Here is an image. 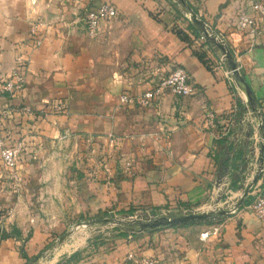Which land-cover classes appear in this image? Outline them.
<instances>
[{
	"label": "crops",
	"instance_id": "obj_1",
	"mask_svg": "<svg viewBox=\"0 0 264 264\" xmlns=\"http://www.w3.org/2000/svg\"><path fill=\"white\" fill-rule=\"evenodd\" d=\"M187 1L229 51L249 98L241 83L227 77L224 54L174 0H0V79L11 73L16 55L26 58L23 106L34 115L3 117L0 125L7 145L25 142L13 188L15 210L0 227L8 232L10 222L18 235L0 238V264H25L22 252L32 260L51 239L43 220L15 215L30 206L28 193L52 191L60 198L49 195L46 204L65 208L72 199L78 217L106 213L131 220L144 211H228L211 225L113 232L91 251L79 241L81 254L71 264H132L126 259L131 252L154 264H264V227L248 209L264 189V177L243 198L264 165V17L252 8L264 0ZM102 2L114 5L117 17L89 38L83 17ZM242 11L257 23L258 35L238 29ZM174 67L186 71L194 89L190 96L165 90L148 107L119 101L123 94L151 89L157 75ZM8 104L0 97L1 112ZM207 110L219 116L214 131L204 125ZM108 135L116 139L114 147ZM65 145L69 152H56ZM77 150L85 161L72 171L67 160ZM98 158L107 163L110 185ZM52 216L61 218L56 211L47 220ZM214 226L219 234L201 240ZM74 251L63 252L68 258ZM59 255L36 264H59Z\"/></svg>",
	"mask_w": 264,
	"mask_h": 264
},
{
	"label": "built area",
	"instance_id": "obj_2",
	"mask_svg": "<svg viewBox=\"0 0 264 264\" xmlns=\"http://www.w3.org/2000/svg\"><path fill=\"white\" fill-rule=\"evenodd\" d=\"M252 8L262 17H264V6L254 3ZM116 17V7L107 2H102L95 7L88 9L83 17V27L85 34L89 38L98 36L102 23L112 21ZM238 29L251 36H256L259 33L257 23L244 11L239 13ZM31 37L34 38V43L36 46L41 44L36 27H33L31 30ZM217 39L218 41L221 40L219 37H217ZM27 69L28 64L26 58L22 54H18L14 59V65L11 73L0 79V97L7 98L9 102L5 112L3 113L0 111V125L3 117L7 119L8 117L12 118L14 115L19 114L32 115V113L23 106ZM226 75L229 77L231 72H228ZM165 90L170 91L175 96L187 97L193 93L194 89L189 82L186 71L181 67H174L166 75H157L155 85L151 89L137 96L123 94L119 97V101L124 105H139L141 107H148ZM217 123V115L215 112L212 110H207L204 116V125L206 126L207 130H216ZM106 139L110 147L115 146L116 139L112 135H108ZM4 140V137L0 136V162L4 169L13 173L14 178H16L19 160L25 148V142L24 140H18L12 145H7ZM100 164L102 169L109 173L107 169V163L103 160L100 162ZM107 184L110 185V182ZM248 209L264 227V192L253 200ZM156 217L157 215H152L150 212H145L137 219L145 221L154 219ZM219 232V226H214L210 230L202 233L200 235V239L206 240L210 236L218 235ZM126 259L132 264H154L152 260L143 256H137L133 252L128 253Z\"/></svg>",
	"mask_w": 264,
	"mask_h": 264
},
{
	"label": "rangeland",
	"instance_id": "obj_3",
	"mask_svg": "<svg viewBox=\"0 0 264 264\" xmlns=\"http://www.w3.org/2000/svg\"><path fill=\"white\" fill-rule=\"evenodd\" d=\"M174 1L177 5H179L180 9L184 13L189 15L186 8L183 7L181 5V3H179L178 0H174ZM184 2L186 3V5L188 7H190L192 9V11L199 18L196 7L194 5H191L187 0H184ZM189 17H190V15H189ZM216 49H218V48H216ZM220 61L222 64L220 63ZM220 61L218 63H220V65L222 66L224 61H223V59H221ZM218 120H219V116H217V121ZM217 125H218V123H217ZM87 144L89 147H91L93 144V140L89 139V142H87ZM61 148L56 149V152H58V153L59 152L63 153V151H64V153L69 152V147L67 145H65L63 147L61 146ZM71 151H72V149H70V152ZM77 151L73 152V154H71V158L69 160H67L70 163L67 165L69 168H71L72 171H76L77 170L76 165L79 166V164L84 163V161H85V157L82 154H80L79 151L78 152ZM91 153L95 154L94 151ZM102 161H103L102 159L98 158L99 166H101L100 162H102ZM56 162H58V161H56ZM105 173H106V178H108L107 183L108 182L111 183V179H109L110 174L107 172H105ZM256 175H258V177L256 176L257 180H258V178L264 177V165H262L261 168L257 169ZM19 180L20 179L18 178L17 174H16V178H14L13 173L5 170L4 167L2 166L1 162H0V186H1L0 187V199H3V201H4L3 202L4 206H0V227L3 225V221L5 219L7 220V218H8V221H11L9 218L12 216V213L15 210V207L14 208L11 207V203H12V200L14 198H16V193H17V192H15V190L13 188L17 187ZM257 180H256V182H257ZM256 182H255V184H256ZM251 183H252V181L249 183V185ZM254 185H252L251 190L254 187ZM263 192H264V189L261 190L260 192H258L257 194H255V198L258 195L262 194ZM20 195H22V194L20 193ZM49 195H51L53 198L57 197V198H54L57 200H59V198H60V196H59L60 194L58 192H53V191L47 192V193H45V192L28 193L26 199L30 201V203H31L30 206L26 205V206L17 208L16 209V215H15V217L17 219H23L24 217L26 219H28L29 217L39 218L40 220H43L45 229L52 232L51 239L49 241H47L46 243H44V246H42L37 253V255L43 254L42 259H40L39 261H41V260L46 261V260H49L51 257H53L57 254H60L61 256L59 255V258H62V259L59 262V264H66L67 259L70 256H72L73 254H76V253L81 254V247L82 246L79 244L81 241L85 240L87 242V247L85 248L86 251H91V250H93V249L95 250L97 247L101 246V245H95L98 243L99 240L103 241V244L105 242H107V240H108L107 235L108 234H111L114 232V233H116L115 235L120 236L121 233H127L124 231V228H121V227L116 226V225L97 224L96 222L99 220H103L105 218H110V219H114V220H118V221L138 220V219H131L130 220V219H128V216H125V215H119L116 217L106 216L102 219L96 218L97 215H95L94 217L88 216V215L78 217L77 215H79V212L78 213L75 212L76 207H75L74 201L72 199H69L70 202L72 203L71 205L68 204L65 208H61L59 203H57V206L50 205V203L46 204L45 201H47V199L49 198ZM69 196L71 198H74V193H72L70 190L68 192V197ZM42 204H45V205L42 206ZM0 205H2L1 202H0ZM225 210H226L225 207L217 208V209H215L214 213H218L219 211H225ZM56 211L59 214H61V216H60L61 218H59L57 220V218H55V216H52L51 219L48 221L47 218L49 217V215L50 214L53 215V213H56ZM233 211H234V208H233ZM144 212H142L140 214H143ZM186 212L204 213V212H211V211L188 210V211H175V212H170V213L169 212H165V213L164 212H161V213L160 212L159 213L150 212V213L152 215H157V217H161V216L174 215L177 213H186ZM46 213H50V214H46ZM8 225H9V229L7 230L8 232H6L4 230H3V232L0 231V233H2L0 235V238H2V236H4V235H12L13 234V229H12L13 227L11 226V223L9 222ZM64 235H67V237L62 241V243L54 246L53 248H49L53 243L57 242ZM74 249H75V251L73 253H71L68 256V258H66L67 252H70ZM64 250H67V252L64 253L63 252ZM29 262H31V260ZM29 262L27 264H29ZM68 264H71V263L69 262Z\"/></svg>",
	"mask_w": 264,
	"mask_h": 264
},
{
	"label": "water",
	"instance_id": "obj_4",
	"mask_svg": "<svg viewBox=\"0 0 264 264\" xmlns=\"http://www.w3.org/2000/svg\"><path fill=\"white\" fill-rule=\"evenodd\" d=\"M179 3L183 7L186 8L190 15V21L191 23L203 33L204 37L206 38V41L213 45L214 47L218 48L225 56L227 60V64L229 66L231 75L233 78L241 83L243 85L242 90L246 93V96L249 98L250 93L247 89V87L244 85L242 79L239 78L237 67L235 63L232 61V58L230 56L229 51L227 48L218 41L216 36H212L206 29L203 22L197 17V15L192 11L190 7L186 5L184 0H178ZM257 178L254 177L252 180V183L249 185V187L246 189L243 198L247 195L248 190L252 187V185L255 184ZM243 202V199L240 200V202L234 207V209H238L241 203ZM228 214V211H219L218 213L214 212H204V213H198V212H186V213H177L174 215H167V216H161L157 217L151 220H134V221H118L110 218H105L103 220H99L96 223L97 224H111L116 225L121 228H124V231L127 233H146L148 231H156L159 229H163L166 227H174L179 226L183 224H189V223H198V222H208V221H217L221 219L222 217L226 216ZM67 237V235L62 236L57 242L53 243L49 248H53L54 246L62 243V241ZM43 254H39L36 257H34L29 264H36L40 259H42Z\"/></svg>",
	"mask_w": 264,
	"mask_h": 264
},
{
	"label": "trees",
	"instance_id": "obj_5",
	"mask_svg": "<svg viewBox=\"0 0 264 264\" xmlns=\"http://www.w3.org/2000/svg\"><path fill=\"white\" fill-rule=\"evenodd\" d=\"M190 27H192V24H190ZM185 208L188 209L187 206H185ZM106 213H101V214H98L96 218L98 219H102L104 217H106ZM220 221L217 220V221H208V222H198V223H189V224H183V225H179V226H187V225H195V224H207V225H211V224H215V223H218ZM176 227V226H175ZM18 235V232L17 231H13V234L12 235H4L2 236V238H11V237H14V236H17ZM121 235H126L125 233H121ZM103 244V241H98L97 244L95 245H102ZM80 254L76 253V254H73L72 256H70L68 259H67V262L66 264H68L69 262L73 263L75 261H77V259L79 258ZM21 258L25 259L26 260V263L27 264L31 259H29L27 257V255L25 253H21Z\"/></svg>",
	"mask_w": 264,
	"mask_h": 264
}]
</instances>
